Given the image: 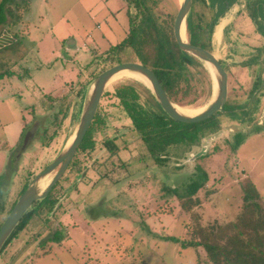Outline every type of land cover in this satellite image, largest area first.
<instances>
[{
  "label": "rangeland",
  "instance_id": "obj_1",
  "mask_svg": "<svg viewBox=\"0 0 264 264\" xmlns=\"http://www.w3.org/2000/svg\"><path fill=\"white\" fill-rule=\"evenodd\" d=\"M16 1L21 4V0ZM131 4L136 26L140 15ZM145 4L152 8L158 22L169 23L174 21L180 0H145ZM125 5L123 0H32L33 11L23 12L29 19L31 33L34 29L40 39L33 34L23 35L25 53L11 56L17 62L15 67L3 65L5 51L0 53V76L13 71V77L5 75L0 79V222L21 197L23 185L49 166L74 135L87 90L95 78L118 64L140 63L130 47L111 51L130 31ZM263 7L257 10L258 6L248 5L241 11L246 9L247 15L261 20ZM225 8L220 7V11ZM189 19L194 25L215 22L204 0L192 1ZM257 31L264 38L262 23H257ZM230 32L226 28L227 39L216 50L209 33L200 34L224 64L232 58L233 50L240 49L237 45L250 48L242 39L230 37ZM62 38L65 42L75 41L76 52L69 50V62L61 65V70L68 69V75L60 81L56 75L60 62L56 60L66 45L58 49L59 56L52 52ZM186 40L189 42L188 31ZM260 44L263 46L264 42ZM192 58V65L185 64L178 97L171 100L196 114L209 105L215 80L207 65ZM38 64L40 67L36 68ZM233 65L232 62L223 67L228 74L225 110L236 111L213 115L219 123L215 132H207L195 145L169 148L162 164L150 157L114 95L117 87L130 86L139 95L141 107L160 115L162 109L151 90L130 75L110 80L96 113L100 121L87 131L86 137L91 131L93 148H79L52 192L56 205L61 202L59 207L55 209V205L50 213L43 212L17 232L1 252L0 264H208L203 249L184 250L178 243L162 241L161 237L196 240L203 235L200 228L214 227L216 237L226 235L217 233V226L239 221L244 211V189L249 183L260 196L264 214V87L256 85L252 89L255 74H261L264 84V68L257 73L258 68L246 66L238 72V68L232 70ZM48 91L51 95H47ZM250 92H255L254 101ZM45 98L52 102L47 103ZM230 125L236 129L227 130ZM239 130L242 133L234 134ZM28 134V145L24 146ZM107 143L114 146V151L108 150L112 146ZM204 146L205 155L196 158ZM197 167L208 174V182L194 197L196 205L182 208V201L165 194L162 188L181 192ZM51 176L43 181V186ZM54 232L61 235L57 243L48 241Z\"/></svg>",
  "mask_w": 264,
  "mask_h": 264
},
{
  "label": "trees",
  "instance_id": "obj_2",
  "mask_svg": "<svg viewBox=\"0 0 264 264\" xmlns=\"http://www.w3.org/2000/svg\"><path fill=\"white\" fill-rule=\"evenodd\" d=\"M123 1L126 2L128 8L132 5L131 2L134 3V7L139 11L140 19L137 25L133 26V19L128 9L127 14L131 23L129 34L119 45L111 48V51L113 52L127 47L132 48L133 51L135 50V54L140 59V64L150 68L168 96L171 99H175L178 97L180 83L184 79L183 72L185 64L192 65V61L195 60L180 51L176 45L172 32L173 22L171 20L169 23L164 22L165 20L161 23L158 22V18L152 12V8L150 9L146 6L145 0ZM30 2L31 0H21L23 6H20L21 4L16 0H1L0 27L8 26V17L11 19L12 25L18 22L23 12L28 11ZM188 26L190 31L189 43L208 49L204 38H200L199 34L207 31L209 33L208 37L211 38L210 34L212 33L214 23L202 28L201 23L194 25L190 19ZM5 75L11 76L9 71H5L1 73L0 79ZM114 95L127 113L136 132L140 135V140L145 144L148 154L158 164L166 161L169 148L177 145H195L201 138L205 137L207 132L212 133L219 128V123L213 117L201 123L183 124L169 119L163 111L160 115L148 113L138 104L139 95L130 86L117 87ZM183 95L186 96L187 92L184 91ZM99 121L98 115H96L90 127L91 131L94 123H98ZM89 135L86 137V134L80 150L93 148V143L89 140ZM108 150L114 151V146L108 147ZM195 171V175H193L188 184L183 186L181 192L171 187L162 188L165 194L182 201V208L189 209L196 205L197 200H194V197L208 182V174L202 168L197 167ZM27 185L28 183L23 185L20 195L24 192ZM56 186L57 184L44 200L36 202L25 214L3 250L16 237V233L25 229L33 218L40 216L43 212L50 213L53 210L56 205V200L52 198V192ZM244 190V211L239 217V221L217 226V233L220 231L226 233V235L222 234V236L216 237L214 235L216 227L211 230L200 228L203 235L196 240L185 241L171 236H163L161 240L178 243L181 249L184 250L189 248L203 249L208 264H264V214H262L259 203L260 196L250 183ZM1 195L2 185H0ZM14 204L15 202L12 204L9 212ZM0 212H2L1 203ZM96 218L97 216L94 219ZM3 221L0 222V226ZM147 232L151 233L148 229ZM60 240L61 235L58 232H54L52 237L48 238L49 242L57 243Z\"/></svg>",
  "mask_w": 264,
  "mask_h": 264
},
{
  "label": "water",
  "instance_id": "obj_3",
  "mask_svg": "<svg viewBox=\"0 0 264 264\" xmlns=\"http://www.w3.org/2000/svg\"><path fill=\"white\" fill-rule=\"evenodd\" d=\"M192 6V0L180 1L178 12L173 21V37L176 45L185 54L194 57L199 62L207 65L209 64L215 74V93L209 105L199 114L194 116H187L179 113L171 98L161 86L159 80L153 71L140 63L126 62L113 66L102 73H100L87 90L84 105L81 111L79 123L70 138L68 144L63 151L54 159V161L47 166L42 172L34 177V179L27 185L21 197L17 200L5 220L0 226V254L3 251L6 243L20 224L25 214L32 208V206L39 201L44 200L52 191L54 186L60 181L66 172L69 164L74 159L78 149L80 148L87 131L89 130L93 120L96 116L98 106L101 102L102 96L110 80L117 74L128 71L138 74L145 78L149 83V89L154 95L165 115L178 123L196 124L206 121L216 113L224 112V106L228 96V74L220 63L219 59L213 54V51H208L202 47L191 45L186 40V22ZM185 27V39L181 36V26ZM69 46L74 45L73 40L68 41ZM207 63V64H206ZM211 72V71H210ZM217 86V87H216ZM264 113V111H263ZM229 127H226L227 130ZM30 134L25 136L23 145H27V139ZM206 146L196 154V158L205 155ZM49 182L43 186V181L49 177ZM61 202L56 205L57 209Z\"/></svg>",
  "mask_w": 264,
  "mask_h": 264
},
{
  "label": "crops",
  "instance_id": "obj_4",
  "mask_svg": "<svg viewBox=\"0 0 264 264\" xmlns=\"http://www.w3.org/2000/svg\"><path fill=\"white\" fill-rule=\"evenodd\" d=\"M204 1L206 2V5L211 9L212 15L215 17V22H213L214 26H213V30L211 33L212 48L213 49L215 48V50H216V47H220V45L224 42V40L227 39L225 37L226 36L225 31H226V28L229 27L231 30V32H230L231 36L230 37H237V38L242 39L243 41H245V43H247V45L250 48H248L246 46L242 47L240 45H237L238 48H240V49L239 50L238 49L233 50L235 52H233L231 54L232 55L231 59L226 60V62H227L226 64L229 65L230 63L233 62L234 67L232 68V70L234 68H238V70H239L238 72L242 71V69L244 67L248 66L250 69H253V68L257 69L258 68L256 71H257V73H259L260 69L264 68L263 67L264 52L262 51V50H264V44H263V46H261V44H260V42H262V43L264 42V38H262V36L259 35V33L257 31V23L259 22V23H262L264 25V18H262L260 20L259 17H257V18L254 17L256 15H253L250 17L249 15H247L245 13L246 9L245 10L242 9V11H241V7L244 8L248 5L249 6L255 5V6H258L257 10H259V7L264 6L262 4V0H247V1L246 0H223V1H221V0H213V1L204 0ZM243 1H245V3ZM255 2L257 3V5ZM222 6L226 7V8L223 11H220V7H222ZM32 7L33 6H32V0H31L30 5L28 7V11H27L28 13L30 11H33ZM124 8H125L126 13H127L128 9H129L128 5L126 4L124 6ZM263 10H264V7H263ZM129 11H130V9H129ZM239 11H241V12H239ZM238 12L240 14L236 17V13H238ZM25 17L22 15L21 19L18 20V22H15L14 21L15 19H14L13 20V22H15V23H13L14 25H12L11 19L8 17V23H9L8 26L3 27V28L0 27V53L2 51H5L4 52L5 54H4L3 65H6L7 67L9 65L12 68L13 66L15 67V65L17 64V62H14L15 59L13 60V58H11V56L16 57V55H23L25 53L23 51L24 48H26V46L22 40L24 38L23 35L30 36L33 34L34 37H37V40L40 39V37L36 34L34 29L31 33V29L28 26L29 21H27L29 19H25ZM33 18H34V16H33ZM20 25H22V27H20ZM26 29L28 31H26ZM68 41L65 42L64 38L57 40L56 45H55V50H53V52H52V54L58 55V49L61 48L63 44L66 45L64 47L65 50L62 51V53H60V57H58L59 61L56 60V62H60L59 70H57V73H56V75L59 77L60 81H63V79H61V77L68 75V73H67L68 69H66L65 71L61 70L62 69L61 65L62 64L65 65V63L69 62V59H68L69 50H71L72 52H76L75 41H74V45H72V46H69ZM255 43H256V45H255ZM227 45H228V42H227ZM259 46L261 48H259ZM85 47H88V45H85ZM93 47H95V45H93ZM33 48L34 47L30 46V49H33ZM213 49H212V51L214 52ZM250 55H252V56H250ZM252 60L254 62L252 64H250V62ZM261 63H262V66H261ZM250 65H252V66L250 67ZM6 66H4V67L6 68ZM39 67L40 66L38 64V66L36 68H39ZM6 70H8V69H6ZM12 73H13V71L9 72V74H11V76L13 77ZM259 74H255L253 79H255V78L261 79V74L260 75ZM11 76H9L8 78H11ZM262 86L264 87L263 79L261 81L260 87H262ZM253 87H255V86L252 85V89H253ZM50 91L47 92V95H51V94H48ZM249 95L252 96V101H253L254 100L253 96L255 95V93L250 92ZM45 100H47V103L52 102V100H48L47 98H45Z\"/></svg>",
  "mask_w": 264,
  "mask_h": 264
},
{
  "label": "bare ground",
  "instance_id": "obj_5",
  "mask_svg": "<svg viewBox=\"0 0 264 264\" xmlns=\"http://www.w3.org/2000/svg\"><path fill=\"white\" fill-rule=\"evenodd\" d=\"M182 1V0H180ZM181 36L183 38V40L185 39V27H184V24L181 26ZM207 64V63H206ZM207 67L209 68V70L211 71V73L215 76V74L213 73V69L211 68V66L209 64H207ZM126 75H130V76H133V77H136L137 79H139L141 82H143L144 84H146L147 86H149V83L147 82V80L145 78H143L142 76L138 75V74H135V73H131V72H128V71H124V72H121L117 75H115L112 79L114 80V78L116 79L117 77L120 78V76H126ZM111 79V80H112ZM217 87V86H216ZM175 109L179 112V113H182L184 115H187V116H194V115H197L199 113H201L203 110H201L199 113H196V114H192V112L190 111H185L183 109H181L180 107L176 106ZM226 127H229L228 129L231 130L233 129L234 126L230 125V126H226Z\"/></svg>",
  "mask_w": 264,
  "mask_h": 264
},
{
  "label": "flooded vegetation",
  "instance_id": "obj_6",
  "mask_svg": "<svg viewBox=\"0 0 264 264\" xmlns=\"http://www.w3.org/2000/svg\"><path fill=\"white\" fill-rule=\"evenodd\" d=\"M192 1H194V0H192ZM189 21H190V19L189 20H187V22H186V31H188V33H190V31H189ZM201 27L202 28H205L204 26H205V23H201ZM208 25H210V23L208 24ZM208 25H206V26H208ZM201 35H203V34H201ZM200 34H199V36H200V38H202V36H201ZM210 36H211V34H210ZM208 49H206V50H209V51H212V49H210V47H207ZM220 61V63L223 65V67H225L226 66V64H224V62H223V60L221 61V60H219ZM255 80H256V82L254 83V86H258L259 88H260V85H261V83H259L258 84V81L259 82H261V79H257V78H255ZM262 89H263V86H262ZM262 89H260V91L262 90ZM255 90V89H254ZM257 90H255V92H256ZM255 92H253V93H255ZM260 93V92H259ZM254 101V100H253ZM225 106H226V104H225ZM225 106H224V112H222V113H225V114H229V112L230 113H233L234 111H236V110H225ZM238 111V110H237ZM240 111V110H239ZM130 120V119H129ZM131 121V120H130ZM132 123V122H131ZM92 125V124H91ZM91 127V126H90ZM135 129V128H134ZM236 128L235 127H233V129H231V131L233 130H235ZM136 131V130H135ZM239 133H242L241 132V130H239L238 132H236V133H234V134H239ZM31 134V137H32V133H30ZM28 145V144H27ZM107 145L108 146H113L111 143L110 144H108L107 143ZM79 150V149H78ZM73 161V160H72ZM71 164V163H70ZM69 164V165H70Z\"/></svg>",
  "mask_w": 264,
  "mask_h": 264
}]
</instances>
